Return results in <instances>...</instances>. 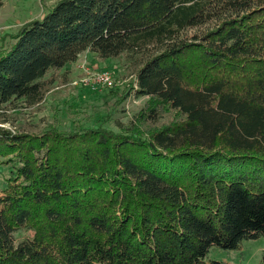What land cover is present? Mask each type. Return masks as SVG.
<instances>
[{
	"label": "trees",
	"instance_id": "16d2710c",
	"mask_svg": "<svg viewBox=\"0 0 264 264\" xmlns=\"http://www.w3.org/2000/svg\"><path fill=\"white\" fill-rule=\"evenodd\" d=\"M12 41L0 108L86 52L146 104L117 132L0 127V264H221L264 237V0H59Z\"/></svg>",
	"mask_w": 264,
	"mask_h": 264
},
{
	"label": "rangeland",
	"instance_id": "374dc122",
	"mask_svg": "<svg viewBox=\"0 0 264 264\" xmlns=\"http://www.w3.org/2000/svg\"><path fill=\"white\" fill-rule=\"evenodd\" d=\"M0 55L13 44L12 37L25 23L38 20L58 0H0ZM84 64L90 72L108 71L112 75L111 89L83 83L85 74L77 68ZM47 91L42 101L28 106L23 100H14L0 108V127L11 132H39L53 126L62 132L77 128L102 127L113 132L118 125L126 126L146 104V98L130 96L134 82L132 65L124 57L99 60L86 52L74 66L46 75ZM169 120V119H168ZM10 169L0 160V191L5 187ZM29 234L17 233L16 242ZM264 254V237L244 240L237 250L226 251L211 247L205 262L221 264H259Z\"/></svg>",
	"mask_w": 264,
	"mask_h": 264
},
{
	"label": "built area",
	"instance_id": "2783aa9c",
	"mask_svg": "<svg viewBox=\"0 0 264 264\" xmlns=\"http://www.w3.org/2000/svg\"><path fill=\"white\" fill-rule=\"evenodd\" d=\"M77 68L80 69L83 74H85V79L83 80V83L90 86H98L107 89H111L113 87V79L110 72H90V70L85 67L84 64H81L80 66L77 65Z\"/></svg>",
	"mask_w": 264,
	"mask_h": 264
},
{
	"label": "crops",
	"instance_id": "0c3cea01",
	"mask_svg": "<svg viewBox=\"0 0 264 264\" xmlns=\"http://www.w3.org/2000/svg\"><path fill=\"white\" fill-rule=\"evenodd\" d=\"M58 1H59V0H58ZM58 1H57V2H58ZM57 2H56V3H57ZM56 3H55V4H56ZM55 4H54V5H55ZM54 5H53V6H54ZM74 65H75V63H74V64H72V65H69V66H74ZM67 67H68V66H67Z\"/></svg>",
	"mask_w": 264,
	"mask_h": 264
}]
</instances>
